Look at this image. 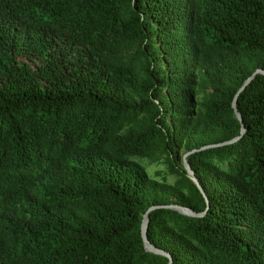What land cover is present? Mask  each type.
Instances as JSON below:
<instances>
[{
  "label": "trees",
  "instance_id": "16d2710c",
  "mask_svg": "<svg viewBox=\"0 0 264 264\" xmlns=\"http://www.w3.org/2000/svg\"><path fill=\"white\" fill-rule=\"evenodd\" d=\"M257 69L264 0H0V264H264Z\"/></svg>",
  "mask_w": 264,
  "mask_h": 264
},
{
  "label": "water",
  "instance_id": "95a60500",
  "mask_svg": "<svg viewBox=\"0 0 264 264\" xmlns=\"http://www.w3.org/2000/svg\"><path fill=\"white\" fill-rule=\"evenodd\" d=\"M257 75H264V70L261 69H257L255 70L243 83V85L239 88V90L237 91V93L235 94L232 103H231V107L233 109L234 115L237 118V120L240 123V134L236 137H234L231 140L228 141H224L221 143H217V144H213V145H208V146H204L202 147L200 150L203 149H208V148H214V147H222V146H226V145H230L233 144L235 142H237L241 136L244 133V125L242 124V117L241 114L238 112L237 108H236V104H237V99L238 96L245 90V88L253 81V79L257 76ZM196 150H192L190 152H187L183 155V167L184 170L186 171V174L188 176V178L193 182V184L196 186V188L199 190V192L202 194V196L205 198V201L208 205V200L207 197L204 193L203 188L201 187V185L199 184L197 178L194 175V172L192 171L190 165L188 164L186 158L189 154L195 152ZM156 209H171V210H175L183 215L189 216V217H194V218H200L203 217L206 214V210L203 211L202 213H196L193 210H191L190 208H186V207H181L178 205H154L151 206L147 209V211L143 214L142 216V220H141V225H140V232H141V238H142V242L144 245V248L147 252H150L152 254L155 255H160L162 257H165L168 259V264H172V257L170 254H168L167 252L161 250V249H157L153 244H151L147 238V229H148V223H149V213L151 211H154Z\"/></svg>",
  "mask_w": 264,
  "mask_h": 264
},
{
  "label": "rangeland",
  "instance_id": "374dc122",
  "mask_svg": "<svg viewBox=\"0 0 264 264\" xmlns=\"http://www.w3.org/2000/svg\"><path fill=\"white\" fill-rule=\"evenodd\" d=\"M142 164L146 167L147 173L151 178L161 180L162 176H164L167 172L166 166L162 163L152 164L146 161H141ZM159 173V174H158ZM169 182L173 181V177L167 176Z\"/></svg>",
  "mask_w": 264,
  "mask_h": 264
}]
</instances>
